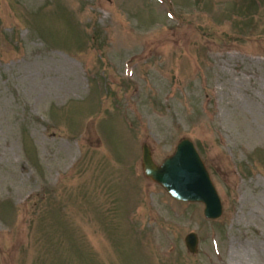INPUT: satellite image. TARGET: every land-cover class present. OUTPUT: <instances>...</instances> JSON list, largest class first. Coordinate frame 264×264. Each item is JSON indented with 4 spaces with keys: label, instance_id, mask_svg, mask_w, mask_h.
I'll return each instance as SVG.
<instances>
[{
    "label": "rangeland",
    "instance_id": "374dc122",
    "mask_svg": "<svg viewBox=\"0 0 264 264\" xmlns=\"http://www.w3.org/2000/svg\"><path fill=\"white\" fill-rule=\"evenodd\" d=\"M185 137L218 219L144 173ZM0 264H264V0H0Z\"/></svg>",
    "mask_w": 264,
    "mask_h": 264
},
{
    "label": "water",
    "instance_id": "95a60500",
    "mask_svg": "<svg viewBox=\"0 0 264 264\" xmlns=\"http://www.w3.org/2000/svg\"><path fill=\"white\" fill-rule=\"evenodd\" d=\"M144 173L160 184L174 199L186 202L204 203L207 218L218 219L223 213V204L195 143L188 137L179 141L175 152L166 157L161 164L156 163L149 144L142 147ZM189 251L196 252L199 237L195 232L185 236Z\"/></svg>",
    "mask_w": 264,
    "mask_h": 264
}]
</instances>
